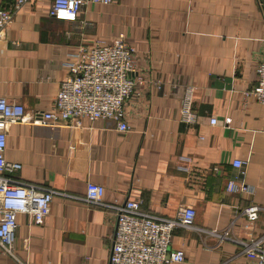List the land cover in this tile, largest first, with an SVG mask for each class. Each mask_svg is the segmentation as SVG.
<instances>
[{
  "label": "crops",
  "instance_id": "obj_1",
  "mask_svg": "<svg viewBox=\"0 0 264 264\" xmlns=\"http://www.w3.org/2000/svg\"><path fill=\"white\" fill-rule=\"evenodd\" d=\"M53 1L31 0L1 34L0 97L50 111L69 56L121 34L146 82L125 104L127 133L86 118L77 128L8 126L5 158L22 166L14 179L72 197L54 196L42 224L18 216L14 256L0 247V264H110L116 218L84 201L89 183L104 187L106 203L141 202L160 217L194 209L195 230L178 228L171 246L185 264L244 263L239 242L264 236V105L245 95L264 57V0H117L83 6L77 23L52 19ZM187 86L195 125L180 122ZM233 179L253 192H228ZM251 205L253 223L242 213ZM226 230L232 240L206 233Z\"/></svg>",
  "mask_w": 264,
  "mask_h": 264
},
{
  "label": "built area",
  "instance_id": "obj_2",
  "mask_svg": "<svg viewBox=\"0 0 264 264\" xmlns=\"http://www.w3.org/2000/svg\"><path fill=\"white\" fill-rule=\"evenodd\" d=\"M7 1L0 8V36L31 0ZM116 1L54 0L49 15L57 21L77 23L83 6L111 5ZM136 53L124 34L111 43L96 41L82 46L77 54L69 56L66 63L68 77L62 82L50 111L28 113L22 104L0 97V247L9 256H14L18 216L27 215L31 223L42 224L50 214L54 196H72L14 179L22 166L7 162L5 158L8 126L21 122L51 128H77L81 126L80 120L86 118L92 123L107 121L114 124L119 132H130L131 128L124 119L125 104L133 97H140V88L146 82L136 71ZM256 74L257 85L245 95L264 105V57ZM153 84L160 88L162 82ZM194 93V86H187L184 90L180 110L182 124L195 125L198 121L194 112ZM211 124H216V121L211 120ZM181 160L190 162L188 157H181ZM233 166L244 169L246 163L234 162ZM181 169L188 171L186 167ZM227 191L251 194L253 188L233 179L228 182ZM104 194V187L89 183L84 201L112 211L116 218L110 264H185V251H171V246L178 228L195 230L193 222L197 213L194 209L182 208L175 218H166L143 211L141 202L106 203ZM242 213L253 223L259 219L260 208L251 205ZM206 233L217 236L219 241L232 240L230 230L222 235L215 231ZM239 244L246 259L240 264H264V236Z\"/></svg>",
  "mask_w": 264,
  "mask_h": 264
}]
</instances>
